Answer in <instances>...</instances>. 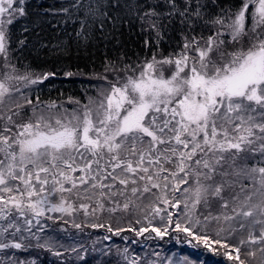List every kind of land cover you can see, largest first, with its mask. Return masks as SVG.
<instances>
[{
	"label": "snow or ice",
	"instance_id": "obj_1",
	"mask_svg": "<svg viewBox=\"0 0 264 264\" xmlns=\"http://www.w3.org/2000/svg\"><path fill=\"white\" fill-rule=\"evenodd\" d=\"M50 16L65 26L56 51L104 49L101 70L65 73L95 89L87 103L69 97L72 110L24 91L55 73L17 67V30L39 34ZM133 29L145 50L135 63L121 40ZM118 213L141 226L114 228ZM49 221L175 233L223 258L214 264H264V0H0V264H37L16 255L35 249L84 260ZM99 251L95 264H109Z\"/></svg>",
	"mask_w": 264,
	"mask_h": 264
},
{
	"label": "trees",
	"instance_id": "obj_2",
	"mask_svg": "<svg viewBox=\"0 0 264 264\" xmlns=\"http://www.w3.org/2000/svg\"><path fill=\"white\" fill-rule=\"evenodd\" d=\"M39 3L40 0H34ZM44 3L52 5L61 0H43ZM56 17L55 20H58ZM55 20L50 16L45 27L39 34L36 32L21 33L19 29L16 32V36L24 38L27 36V47L19 55V62L17 67L20 72L25 71L34 72L37 74L53 72L55 76L44 81L43 84L34 85L29 89L28 95L32 98L39 97L40 101L47 103L49 101H55L57 104H63L66 108H76L77 105L69 103V97L80 100L81 103H87L89 96L95 95V89L89 88L87 78L82 75H74L72 77L65 76L66 72H91L101 70L102 64V52L104 49L94 47L91 52L84 49H77L75 43L67 52L56 51L55 46L64 38L65 43L67 39L64 35V25H59L56 28L48 26V23H55ZM69 31L71 27L69 26ZM137 29L126 30L124 36L121 37L122 41H125L124 50L127 52L131 61L135 63L139 58L142 60L145 52L143 48L142 38L137 35ZM174 46V45H173ZM165 51H171V48L167 44L164 45ZM93 84L98 83L93 80ZM87 90V91H85ZM173 212H178V209H169ZM124 219L116 224L112 222L113 227H134L138 229L141 225L135 222V216H128L125 214ZM159 221V217H157ZM107 222V221H105ZM50 225L49 232L53 235V238H59L60 243L65 248L69 246L83 245L79 247V251L84 255V260H78L76 253H65L64 257L52 256L50 252L41 249L30 250L29 252H17L16 255L21 259H36L37 264H95V261L100 257V249L109 251V256H104L103 260L108 261L109 264H126L128 260H125L121 255L125 248L128 249L127 256L131 259L133 256L138 257L140 264H144L145 259L154 260L157 256L154 254L158 252L159 257H169L172 252H178L180 256L184 254L190 258H197L201 262H207V264H214L215 261L223 259L219 255H213L200 249H194L186 241L178 242L173 237L175 233L165 237L163 240L159 238L145 239V236L149 235L145 233L144 236L136 237L133 232H122L120 235H113L107 232L105 228L93 229L86 227L83 231H79L71 225H57L52 224L51 221L47 222ZM154 223V222H153ZM144 225H147V221H143ZM157 225V224H155ZM67 229V231H60V229ZM55 230L52 232V230ZM154 236V234H152ZM107 236L109 240H105ZM127 238V239H125ZM135 240L136 243H132ZM194 243V242H193ZM177 244V245H176ZM192 248V250H191ZM87 249V251H85ZM95 249V251H94ZM64 251L63 248L59 249ZM129 262V261H128ZM225 264H228L225 261Z\"/></svg>",
	"mask_w": 264,
	"mask_h": 264
},
{
	"label": "rangeland",
	"instance_id": "obj_3",
	"mask_svg": "<svg viewBox=\"0 0 264 264\" xmlns=\"http://www.w3.org/2000/svg\"><path fill=\"white\" fill-rule=\"evenodd\" d=\"M34 85H31L30 87H28V88H26V89H24V91H25V93L26 94H28L29 93V89H31L32 87H33ZM88 102V101H87ZM64 107L66 108V106L64 105ZM77 107V106H76ZM67 109H69V108H67ZM73 108H70L69 110H72ZM157 220H158V218H156L153 222H154V224H157V225H159V221L157 222ZM107 240H109V239H107ZM177 245V244H176ZM190 245V244H189ZM191 250H192V248H191ZM185 256V251H184V254L182 255V256H180L179 254H178V252H172L170 255H169V257H166V256H163V257H156L154 260H157L158 261V264H159V261L160 260H164V264H167V260H166V258H171L174 262L176 261V259H177V257H184ZM130 260V259H129ZM126 264H129V262L127 261V263Z\"/></svg>",
	"mask_w": 264,
	"mask_h": 264
}]
</instances>
